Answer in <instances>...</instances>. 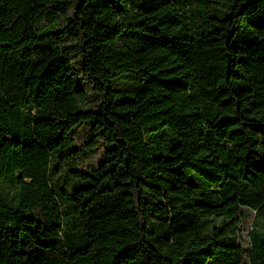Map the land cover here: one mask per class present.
<instances>
[{
	"label": "trees",
	"instance_id": "obj_1",
	"mask_svg": "<svg viewBox=\"0 0 264 264\" xmlns=\"http://www.w3.org/2000/svg\"><path fill=\"white\" fill-rule=\"evenodd\" d=\"M0 264H264V0H0Z\"/></svg>",
	"mask_w": 264,
	"mask_h": 264
},
{
	"label": "rangeland",
	"instance_id": "obj_2",
	"mask_svg": "<svg viewBox=\"0 0 264 264\" xmlns=\"http://www.w3.org/2000/svg\"><path fill=\"white\" fill-rule=\"evenodd\" d=\"M80 136H82V133H80ZM99 152H100V150L96 149L95 151H91V152L87 153V157L82 161L81 165L83 167L95 165ZM252 217H253V213H251L248 217H246V220L244 221V223L242 225V230L240 232L241 233V240L240 241L244 245L247 244V232L250 229Z\"/></svg>",
	"mask_w": 264,
	"mask_h": 264
}]
</instances>
